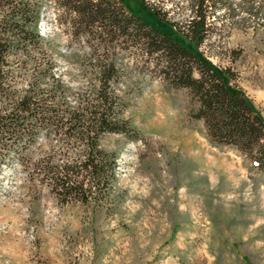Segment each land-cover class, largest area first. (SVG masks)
Here are the masks:
<instances>
[{"label":"rangeland","instance_id":"1","mask_svg":"<svg viewBox=\"0 0 264 264\" xmlns=\"http://www.w3.org/2000/svg\"><path fill=\"white\" fill-rule=\"evenodd\" d=\"M122 2L151 24L158 25L142 6L181 25L198 0ZM201 2L208 29L197 51L235 73L264 119V0ZM45 5L40 32L54 74L88 96L97 77L84 61L86 41L58 25L53 0ZM112 45L104 51L117 71L112 88L132 134L99 140L116 155L108 197L61 203L8 154L0 166V264H264V171L235 149L208 143L202 121L188 117L197 104L185 89L170 88L137 46L121 38ZM43 136L33 149H83L52 135L43 144Z\"/></svg>","mask_w":264,"mask_h":264},{"label":"trees","instance_id":"2","mask_svg":"<svg viewBox=\"0 0 264 264\" xmlns=\"http://www.w3.org/2000/svg\"><path fill=\"white\" fill-rule=\"evenodd\" d=\"M53 1L58 25L75 40L85 39L84 61L97 84L84 96L54 74L51 48L40 32L46 0H0V166L13 154L28 179L48 184L61 203L93 199L96 205L108 197L116 155L101 149L99 140L105 134H132L112 88L117 71L104 52L121 38L154 61L170 88L187 91L197 104L188 117L202 121L208 143L231 147L264 171V119L237 85L235 73L197 51L208 29L202 0L181 25L142 6L158 25L151 24L122 0ZM39 134L43 144L52 135L60 145L83 149L80 154L33 149Z\"/></svg>","mask_w":264,"mask_h":264}]
</instances>
